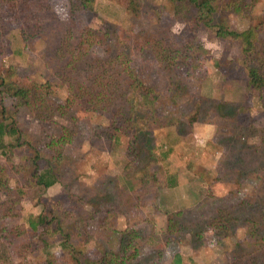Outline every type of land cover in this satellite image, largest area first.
I'll list each match as a JSON object with an SVG mask.
<instances>
[{
	"label": "rangeland",
	"instance_id": "rangeland-1",
	"mask_svg": "<svg viewBox=\"0 0 264 264\" xmlns=\"http://www.w3.org/2000/svg\"><path fill=\"white\" fill-rule=\"evenodd\" d=\"M228 1L214 0V22L223 19L236 32L257 27L264 56V0L239 6L238 14L224 8ZM41 2L40 25L4 26L0 75L42 85L52 111L39 121L35 110L13 108V99L0 94V110L14 111L24 142L10 153L0 149V164L15 166L37 152L52 172L44 182L52 185L30 184L24 163L10 170L0 190V264H46L51 258L52 264H262L264 87L248 89L240 39L217 40L213 29H199L196 43L204 53L198 74L168 68L153 59L148 45L150 38L176 41L182 34L168 0H94L84 24L106 41L101 38L103 45L75 70L62 72L55 49L70 27L67 7L62 0ZM126 59L159 97V110L169 114L165 127L155 128L139 100L120 88L104 108L78 98L64 107L65 78L76 95L78 86L93 87L97 73L120 87ZM131 105L135 115L128 124ZM123 126L125 131H112ZM127 144H136L137 156ZM138 175L147 183L141 186ZM8 201H15L16 216L2 215ZM39 217L52 228L57 220L66 244L56 233H42Z\"/></svg>",
	"mask_w": 264,
	"mask_h": 264
},
{
	"label": "trees",
	"instance_id": "trees-1",
	"mask_svg": "<svg viewBox=\"0 0 264 264\" xmlns=\"http://www.w3.org/2000/svg\"><path fill=\"white\" fill-rule=\"evenodd\" d=\"M41 1L43 0H0V57L3 55L4 50L7 47V41L4 38V26L6 23L17 22L20 27H22V24L26 25L35 21L36 25H40V12L43 7ZM62 1L67 7L70 27L64 31L63 36L55 49V55L62 63L61 70L64 72L75 70L78 64L83 62L84 58L91 54L95 45H103L102 39L106 41V38L105 36H101L102 39L94 37L84 24V16L91 11L94 0ZM168 1L173 6V15H175L178 20L182 21L183 30L180 35L181 37L179 36V39L176 41H171L170 39L165 40L162 38H150L148 45L153 59L156 62L165 65L168 68L179 67L184 69L187 73L198 74L199 64L204 50L201 45L196 43V33L199 29H213L214 38L217 40L240 39V65L243 67L247 76V87L248 89L258 91L264 87V56L262 55L263 53L261 54L258 51L260 42L257 38V27L254 28L250 26L241 32H236L231 30L223 19L219 22H214L213 16L217 10L216 7L213 6L214 0ZM253 2L254 0H249L248 3H242L241 0H229L224 8H228L229 11L238 14L240 11L239 6L241 8L247 7L248 5L251 6ZM186 11L189 15L188 18L186 16ZM75 29H77L79 33L76 35V38H71L74 31H76ZM104 52H109L107 47H105ZM120 58L121 56L118 54L117 59ZM100 62H102V59H97L96 65ZM104 62L108 64L111 63V58L109 60L105 59L103 63ZM129 62L130 61L126 59L125 67L123 69L125 76L121 78L120 87L119 85L116 86L111 80L104 81L102 79V73H97L93 77V87L91 86L89 89H83L78 86L79 93L76 95V92L73 90V84L69 82V79L65 78L64 82L67 85V97L65 98L64 107L78 98L92 108L97 107L99 103L104 108L105 105L116 96L115 93H117V90L120 88L125 97H132L133 99L139 100L138 105L145 111V119L150 123L153 122L155 128L165 127L167 125L166 121L171 119L169 114H164L162 110H159V97L152 92L150 87L145 86L144 82L138 78ZM107 67L111 68L110 65H107ZM29 86L30 85L18 84V82L12 77V74L7 73L5 75L3 73L0 75V94H4L13 99V108L26 107L29 111L30 109L35 110L36 113L34 114V117H36L37 120L42 121L47 115L46 113L51 114L52 111L49 106L45 104L43 98V96L47 94L44 93L41 95V89L44 90L42 85ZM262 105L264 107V102ZM64 107H61L62 110ZM56 108L58 109L59 107L56 106ZM129 108V115L124 118V121L128 122V124H130L129 121H134L135 115L132 105L129 106ZM6 120H9V122L5 123ZM112 123H114L113 120ZM121 129L125 131L126 127L123 126L113 129L112 131L116 132ZM130 132L131 130L124 132L129 134L128 139L132 137ZM13 136H15V138L14 140H11L10 143L4 142V138H12ZM113 137L114 136L112 135L109 136L111 139ZM21 138L20 128L14 118V111L11 110V108H2L0 110V149L8 148V153H10L12 149H16L23 145L24 142ZM62 138H64V136H62ZM132 143L133 142L131 141V144ZM127 149H130L133 156L138 155L136 144H133L132 147H129L127 144ZM4 159L6 163H9L10 157L8 154L4 156ZM22 163H24V168L29 169L27 180L30 184L34 186H43L44 188L52 185L50 181L44 182V179L52 176L51 169L47 167L48 165L41 163V160H39V154L34 152L32 157L23 158L15 166L11 163L8 167L5 163L0 164V190H4L6 187L9 180L10 170L12 169L14 172H17L21 168ZM40 171L43 173L40 174ZM155 178V174H153L151 179L154 181ZM137 179L141 186L146 184L148 180L144 175H138ZM14 203L15 201H8L6 205H4L3 216L17 215L11 212ZM53 221V224L55 225L54 228H52V221L48 222L45 220V217H39L38 225L40 226L41 232L56 233L57 236L62 239V242L66 244L68 237L67 234H63L58 226L59 223L57 220ZM30 231L35 233L36 230L31 228ZM127 243L128 244L125 245L129 246L130 242ZM128 246H126V248ZM121 247L123 246L121 245ZM123 248L125 249V247ZM76 255L79 254L76 253ZM52 260H54V258L47 260L46 264H52ZM75 262V264H81L78 259H76ZM262 264H264V257Z\"/></svg>",
	"mask_w": 264,
	"mask_h": 264
}]
</instances>
